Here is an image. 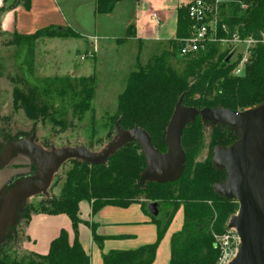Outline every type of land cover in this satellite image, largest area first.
Masks as SVG:
<instances>
[{
	"label": "trees",
	"instance_id": "1",
	"mask_svg": "<svg viewBox=\"0 0 264 264\" xmlns=\"http://www.w3.org/2000/svg\"><path fill=\"white\" fill-rule=\"evenodd\" d=\"M120 1L95 0V13L110 14ZM203 1L214 4L218 0ZM30 3L31 0H5V5L0 8V16L19 5L28 9ZM220 10L222 21L219 27L224 24L230 32L229 36L236 34L239 39L251 38L256 43L250 50L243 76H232V70L241 57L233 64L224 62L225 55L216 62L210 61L216 54L215 46L209 47L205 54L199 51L193 59L182 63L180 72L179 67L174 69L170 65L169 58H173L174 54L162 53L144 67L138 66L128 76L125 88L117 98L115 113L110 118L114 132L116 129H141L149 135L155 150L162 154L167 150L168 123L181 96L185 107L199 110L223 108L244 112L264 105V0H230V3L222 4ZM192 26L186 7L182 5L177 10L175 38L168 42L174 50L179 49L182 40L190 37ZM219 30V37H224L223 30ZM132 35L133 29H129V36ZM13 37L33 45L40 38L78 39L80 35L69 27L51 25L31 35ZM95 82V76H91L81 77L74 84L55 80L50 83L45 81L44 85L56 87L59 94L67 90L78 98L73 110L82 115L90 106ZM19 95L16 94L17 100L26 104L27 98ZM40 110L45 115L46 108L41 106ZM207 123L210 122L196 118L184 126L181 136L185 155L183 171L180 179L172 184L141 181L147 161L142 148L137 153L140 144L136 142L122 147L105 164L94 165L83 159L70 160L74 166L66 176L59 197L40 203L38 210L29 207L31 213L28 215L27 212L23 213L25 226L15 242L18 250L11 245L18 223L14 207V221L9 219L10 222L0 233V264H90L89 256L78 241L79 225L88 227L97 247L101 248L106 239L97 235L96 224L83 223L78 218V204L81 201L90 204L92 214L106 206L125 209L138 204L156 227L153 244L134 251H110L102 256L103 264H152L156 250L179 210H182L183 223L181 229L170 238L168 264H216L219 252L215 248L214 237L224 234L226 222L237 212L238 204L215 191L214 187L224 183L227 175L225 170L215 166L212 156L205 163L194 164V146L202 138L204 124ZM213 124L217 128L211 139L214 156L216 150H226L236 145L240 135L226 124ZM144 201H147V205L158 204L157 217L149 214ZM160 206L168 210L164 214V222ZM35 214L65 215L71 223L72 243L68 242V235L62 230L50 243L46 255L25 250L24 243L30 241L25 230L30 217Z\"/></svg>",
	"mask_w": 264,
	"mask_h": 264
},
{
	"label": "rangeland",
	"instance_id": "2",
	"mask_svg": "<svg viewBox=\"0 0 264 264\" xmlns=\"http://www.w3.org/2000/svg\"><path fill=\"white\" fill-rule=\"evenodd\" d=\"M180 1L171 0L168 7L173 8ZM228 2L230 3V1ZM228 2L220 0L217 11L210 17L209 35L201 52L205 54L209 47L215 46L216 54L210 61L216 62L225 55L224 62L233 64L238 61L239 57L242 58L246 55L248 58L250 50L256 46V43L248 47V44L244 42L246 38L239 39V36L236 34L229 36L230 32L224 24H221L219 27L222 21L220 6ZM67 3L70 5L65 13L66 15L69 14L68 26L74 32L82 35L78 39L82 40L80 42L81 45L84 42V47H81L80 44L76 46V42L79 41L75 39L67 41L56 39L46 42L45 38H40L33 45H30L13 37L14 35H21L16 32L15 14H12L9 20L4 21L3 28H9V31L5 33L6 30H2L4 34L0 31L1 158L4 157L9 146L29 140L32 141L33 145L41 147L49 155L74 147H83L97 155H101L115 138L110 118L115 113L117 98L123 92L130 72L135 71L136 66L144 67L153 57L160 56L165 52L174 54L173 58H169V62L172 68L179 67L178 71L180 72L182 63H186V61L196 56L195 54L182 57L179 55V49L174 50L168 42L150 45L147 41L140 53H138L137 44L129 42L118 53L107 54L104 58L105 62H102L103 68L99 71L96 70V73H74L75 70H80L82 66L85 68L92 63L89 57L85 60L84 52L87 47L85 41L89 43V40L83 36H92L93 29L90 31L86 27V25L89 26L90 20L89 17L85 16V8L77 11L78 9L75 7L76 3L74 1ZM184 3L185 1L182 0V5ZM4 5L5 0H0V8ZM18 7H22L25 11L30 10V7L28 9L22 5ZM17 8L5 11L2 15L5 17ZM137 8V0H123L121 3H118L112 13L106 16L101 23L106 30L105 32L116 34L118 38H121L120 35H123L124 38V25L129 20L132 22ZM138 9L140 10L141 6ZM29 24H24V26L28 28ZM42 24L40 20L34 23L33 27L27 29L26 34L31 35L40 28L48 27V25L40 27ZM219 28L223 30L224 37H219ZM233 36L237 37V42H234ZM117 55L120 57L119 62L122 61V67L120 66V68L115 69L114 65H112L114 64V60H109L107 57L112 56L116 60ZM136 56L137 60H135ZM227 59L228 62H226ZM91 76H95L96 78L94 93L88 110L82 115L77 114L73 110V105L79 100L78 98L73 97L67 90L59 94L55 90L56 87H46L44 85L45 81L50 83L55 80L70 81L71 84H74L81 77ZM16 94L26 97V104L17 100L18 96ZM41 106L46 108L45 115L43 114V110L39 111ZM30 116H33V118ZM36 119L38 120L34 123ZM215 127L213 123L204 124L203 136L196 141L194 146V164L205 163L209 156H212L213 160L211 139L213 132L217 129ZM137 149V153L141 152L140 146ZM73 166L72 162H65L54 173L43 192L23 195L16 202V219L18 223L15 227L16 235L14 242L11 244L12 247L18 250V245L15 242L25 226V215L22 216L23 213L27 212L28 215L31 213L29 207L33 206L38 210L40 203L42 204L53 197H59L65 184L66 176ZM42 174L43 170L40 166V161L32 153L17 154L7 164L0 165V212L2 210L3 212L5 211L6 207L4 205L7 202V196L14 189L28 186L26 183L28 181H38ZM143 204L146 206L147 201H144ZM160 211L163 215L162 221L164 222V214L168 210L166 211L163 206H160ZM232 217L226 222L224 232L231 231L228 225ZM9 219L7 216L8 223L10 222Z\"/></svg>",
	"mask_w": 264,
	"mask_h": 264
},
{
	"label": "water",
	"instance_id": "3",
	"mask_svg": "<svg viewBox=\"0 0 264 264\" xmlns=\"http://www.w3.org/2000/svg\"><path fill=\"white\" fill-rule=\"evenodd\" d=\"M196 118L226 124L239 132L240 140L236 145L214 152L213 163L225 170L227 175L226 181L214 189L239 205L237 214L228 225L240 239V251L231 264H264V105L244 112L223 108L199 110L185 107L181 96L168 123L165 154L155 150L149 135L138 128L126 131L116 129L114 140L101 155L83 147L49 155L41 147L33 145L31 140L10 146L4 157H0V165L7 164L17 154L32 153L39 159L43 174L38 181H28V186L18 187L7 196L6 209L0 216V233L7 226V216L14 221L16 202L23 195L43 192L57 169L73 159H83L94 165L105 164L122 147L136 142L140 144L147 161L141 181L158 184L177 182L185 161L181 146L182 131L187 122ZM147 210L153 217L159 215L155 202L149 203Z\"/></svg>",
	"mask_w": 264,
	"mask_h": 264
},
{
	"label": "crops",
	"instance_id": "4",
	"mask_svg": "<svg viewBox=\"0 0 264 264\" xmlns=\"http://www.w3.org/2000/svg\"><path fill=\"white\" fill-rule=\"evenodd\" d=\"M69 1H74L76 3V6H74L78 9L77 11H81L83 8L86 9L85 16L89 17L90 20L89 26L86 25V27H88L90 31L93 29L92 36H83L89 40V43L85 41L87 43L84 52L86 57L85 60L89 57L92 63L85 68L82 66L80 70H75L74 73H96V70L99 71L103 68L102 62H105L104 58L107 54L111 55L113 52L118 53V51H121L129 42H135L137 44V51L140 53L147 41L150 45H155L159 42H169L174 39L177 10L180 8L179 6H182V0L173 8L168 7L171 0H137V7L139 8L141 6V9L139 10L137 8L132 22L129 20L127 24L124 25V38L123 35H120L121 38H118L116 34H108L105 32L106 30L101 23L104 21V18L111 13L96 14L95 0H31L29 11H25L22 7L17 6V9L8 13L5 17L1 15L0 31L3 34L4 32L2 30H6L5 33L9 31V28L4 29L3 26L4 21L9 20L12 14L16 15V32L21 35H25L26 31H28L27 29L33 27L32 25L39 20L43 23L40 27H44V25L64 28L69 27V14H65L70 6L67 3ZM122 1L123 0L118 3ZM95 21L97 22L95 23ZM24 24H29L28 28H26ZM129 29H133L132 36H129ZM80 36L82 35L80 34ZM45 39L47 40L46 42H50L56 39L67 41L72 38ZM75 40L79 41L76 42V46L80 44L81 47H84V42L82 45L80 43L82 40ZM107 58H109V60H114V64L112 65H114L115 69L120 68V66L122 67V61L119 62L120 57H118V55L116 60L112 56ZM135 60H137V56ZM132 72H130V74ZM78 211V218L83 223L88 222L96 224L97 235L106 239L101 248L97 247L92 240L91 232L88 227L84 224L79 225L78 241L83 251L89 256L90 264H103L102 256L110 251H134L143 246L153 244L156 239L155 225L151 223L150 216L144 212L138 204H132L125 209L106 206L101 208L97 213L92 214L90 204L86 201H81L78 204ZM182 223V210H179L175 214L165 236L160 242L152 264L169 263L170 238L172 234L181 229ZM62 230L67 233L68 242L71 244L73 241V231L71 223L65 215H32L25 230V235L30 241L25 242L23 248L38 255H46L49 251L50 243L59 236Z\"/></svg>",
	"mask_w": 264,
	"mask_h": 264
},
{
	"label": "built area",
	"instance_id": "5",
	"mask_svg": "<svg viewBox=\"0 0 264 264\" xmlns=\"http://www.w3.org/2000/svg\"><path fill=\"white\" fill-rule=\"evenodd\" d=\"M184 1L185 3L183 6L186 7L188 18L193 23V26L190 37L188 39L182 40L179 45V55L182 57H188L197 54L204 48L205 42L209 35L210 17L215 11H217L220 0L216 1L214 4H208L203 0ZM228 1L230 0H225V2ZM233 37L234 42H237V37ZM244 42L248 44V47L255 44V41L251 38H246ZM247 60L248 58L246 55L239 59L237 65L232 70V76H243ZM214 241L215 248L219 252V257L216 264H231L240 251V239L236 231L231 229V231L224 232V234L220 236H215Z\"/></svg>",
	"mask_w": 264,
	"mask_h": 264
}]
</instances>
